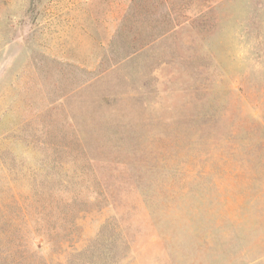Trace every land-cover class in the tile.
I'll return each instance as SVG.
<instances>
[{"label":"rangeland","instance_id":"1","mask_svg":"<svg viewBox=\"0 0 264 264\" xmlns=\"http://www.w3.org/2000/svg\"><path fill=\"white\" fill-rule=\"evenodd\" d=\"M198 1L142 46L131 0H0V202L72 189L109 264H264V0ZM70 131L89 167L39 151Z\"/></svg>","mask_w":264,"mask_h":264},{"label":"trees","instance_id":"2","mask_svg":"<svg viewBox=\"0 0 264 264\" xmlns=\"http://www.w3.org/2000/svg\"><path fill=\"white\" fill-rule=\"evenodd\" d=\"M195 4L203 5L198 0H131L127 8V12H129L127 21L137 23L136 28L139 29V35L136 40L139 39L142 46H147L171 29L187 23L188 20L183 19L185 17L182 13L187 12ZM174 7H178L179 14L174 20L168 19L169 13L166 10ZM133 46L135 45L132 44L130 48L125 46L126 49H123L124 56L122 58L131 56L135 52ZM131 48L133 52H130ZM70 136L71 141L67 144L56 138L45 143L41 142L39 151L56 157L53 159L58 160L60 165L57 166L61 168L69 163L64 160L76 161L73 157L77 156L80 160L77 164L78 170L89 167L90 161L86 151L81 147L73 132L70 133ZM40 144L38 143V146ZM75 145L78 155H74L72 151ZM54 163L56 165V162ZM50 176L52 177L49 173L46 180ZM16 188L20 189L17 190ZM25 188H28V191H25L29 194L24 196L21 193V187H6L5 193H9L5 201H1L4 203L0 202L3 210L2 217H0V239L3 237L5 243L11 245V249L7 250L4 246L3 253L6 251L7 253L15 252L17 255L16 264H68L66 260V262L63 261L64 257L63 260L61 259L67 250L74 251L72 254L78 260L77 264H107L112 256V260L115 259L118 252L115 241L111 242L113 249L104 250L108 262L104 259L105 254L92 251L100 244L97 242V246H95L98 240L89 246L87 245L88 248H82L79 251L73 249L79 234L78 216L84 210L81 209L82 203L77 198L68 197L70 201L65 202L63 196L59 195L68 194L70 191L72 192V189H68V187ZM107 224L108 222L101 228H106ZM102 233L103 230L99 235ZM88 254L95 257L87 260L86 255ZM81 256L85 260L80 259Z\"/></svg>","mask_w":264,"mask_h":264}]
</instances>
